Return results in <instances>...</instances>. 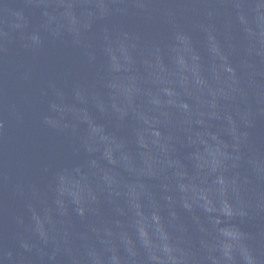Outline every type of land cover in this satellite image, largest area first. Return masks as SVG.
I'll return each mask as SVG.
<instances>
[{
  "label": "water",
  "instance_id": "obj_1",
  "mask_svg": "<svg viewBox=\"0 0 264 264\" xmlns=\"http://www.w3.org/2000/svg\"><path fill=\"white\" fill-rule=\"evenodd\" d=\"M0 264H264V0H0Z\"/></svg>",
  "mask_w": 264,
  "mask_h": 264
}]
</instances>
